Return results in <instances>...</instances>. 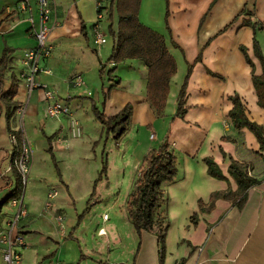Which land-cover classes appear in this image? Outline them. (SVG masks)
I'll return each instance as SVG.
<instances>
[{
    "label": "crops",
    "instance_id": "obj_1",
    "mask_svg": "<svg viewBox=\"0 0 264 264\" xmlns=\"http://www.w3.org/2000/svg\"><path fill=\"white\" fill-rule=\"evenodd\" d=\"M138 18L165 36L177 61L163 117H156L147 101V68L140 60L107 61L113 45L108 35L100 49L92 48L91 34L97 22L94 0H53L47 40L50 54L38 61L36 86L17 87L13 97L16 108L9 119L4 105L0 108V214L5 208L0 226L15 210L7 204L13 194L12 171H8L13 147L8 136L19 132L30 148L31 171L23 187L27 215L20 221L25 237L20 264H159L157 236L147 231L138 236L125 217V205L144 155L168 136L177 156V173L172 182L163 184L161 209L169 218L163 264L181 260L182 264H264V149L253 132L246 127L236 129L229 117V96L237 94L248 118L264 128V108L257 103L252 82V74H261L262 66L253 51V29L242 25L244 18L262 25L257 38L264 54V0H140ZM39 19L37 0H0V56L5 47L14 49L11 73L17 79L25 70L23 53L36 45L34 31ZM102 28L107 33L103 23ZM76 75H81L84 86L72 82ZM185 80L186 111L174 117ZM44 86L67 105L69 116L44 117ZM91 100L105 116L131 104L130 127L119 141L111 134L105 138L102 124L91 112ZM55 137L64 139L67 146L58 145L53 152L70 149L78 140L91 147L86 156L94 152L100 161L106 159L108 174L115 173L116 183L126 189L125 213L112 204L106 208L114 212L108 219L87 215L78 222V212L73 211L65 216L75 183L87 179L83 199L91 191L93 174L86 175L89 167L82 165L69 167V174L59 165L68 191L60 193L53 187L57 193L54 206L43 209L50 187L41 181L44 173L33 169V153L43 152L57 179L46 152ZM204 157H211L226 178L210 176ZM229 157L246 163L248 173L259 180L249 188L241 209L226 198L211 199L214 192L238 188L227 171ZM100 163L95 165V173ZM57 213L63 215L61 224L56 221ZM193 213H197L196 224L190 219ZM0 264H5L1 248Z\"/></svg>",
    "mask_w": 264,
    "mask_h": 264
},
{
    "label": "trees",
    "instance_id": "obj_2",
    "mask_svg": "<svg viewBox=\"0 0 264 264\" xmlns=\"http://www.w3.org/2000/svg\"><path fill=\"white\" fill-rule=\"evenodd\" d=\"M139 7L140 0H106L104 5L105 21L107 23L106 28L113 41L112 50L107 61L118 63L129 58L140 60L147 68V101L155 116L163 117L170 83L177 71V61L169 49V44L165 36L139 20ZM243 13L249 14L245 9H243ZM115 15H117V21L116 28L113 29L110 23ZM242 25H249L253 29V51L261 63L262 72L259 75L252 74V82L257 94V103L264 108V54L262 53L261 45L257 38V32L262 29V25L257 22H252L249 18H244ZM84 35L86 36V33ZM169 42L173 46H176L173 40ZM240 49L244 53L246 61L253 66L246 49L243 46H240ZM13 51V48L5 47L0 56V65H2V68H0V102L4 104L7 119L11 116V110L16 108L13 103V97L17 92L18 79L13 73H10L12 80L6 90L4 89L3 82L5 69L11 67L9 64L10 61L12 62L11 54ZM99 72H103V67L100 68ZM185 86L186 80L182 84L178 94L177 110L174 117H181L186 111ZM229 99L232 102V108L229 112L232 125L236 129L243 127L249 129L259 142L260 149H264L263 126L248 118L245 105L237 94L229 96ZM131 111V104H126L115 115L105 116L95 102L91 100V112L95 120L102 124L105 131V138L111 134L113 140L116 142L119 141L130 127ZM16 134L18 140L21 142V134L19 132ZM48 151L52 152L50 146ZM51 160L58 179L64 184L58 160L53 153L51 154ZM202 160L206 164L207 173L210 176L217 179L226 178L219 168V165L211 157H204ZM101 161L102 167L100 174H103L106 172V160L102 157ZM227 171L237 183V190L232 191L227 189L223 192H214L211 194V199L217 197L226 198L233 205L241 209L246 202L249 188L257 185L259 180L248 173V165L246 163L238 162L231 157H229ZM176 173L177 156L170 148L168 136H165L158 146L153 147L144 155L139 166L138 177L126 199L125 207L127 215L138 236H140L142 231L151 232L157 236L159 264H163L165 257V237L169 227L168 215L165 210L161 209L165 201L163 184L172 182L176 177ZM12 176V195H16L19 191L23 190L24 185L18 173L12 171ZM199 208L203 210L201 200H199ZM190 219L196 224L197 213H193ZM78 222H80V219H78ZM183 261L181 260L179 264H182Z\"/></svg>",
    "mask_w": 264,
    "mask_h": 264
},
{
    "label": "built area",
    "instance_id": "obj_3",
    "mask_svg": "<svg viewBox=\"0 0 264 264\" xmlns=\"http://www.w3.org/2000/svg\"><path fill=\"white\" fill-rule=\"evenodd\" d=\"M97 10V22L91 34V45L92 48L97 50L100 49L107 41V33L102 28L103 19L106 20L104 5L106 0H94ZM37 6L39 11V24L34 31V38L36 41L35 47L26 50L21 58L22 65L25 70H22L18 75L17 87L25 85L29 89L34 88V75L39 72L38 61L40 58L48 57L50 54L49 45L47 40L51 31V15L53 0H37ZM107 30V29H106ZM72 82L75 85L84 86V81L81 75H76ZM45 91V107L44 117L59 118L60 116H69V109L67 105L58 101L54 97V93L51 89L44 86ZM73 124L76 121L72 118ZM9 141L13 147L10 167L8 171H15L20 176V179L25 184L29 171V160H30V148L22 141L18 140L15 132L9 133ZM152 138L153 135L151 134ZM58 145L62 147L67 146V142L62 139L55 137L50 140L49 146L53 149ZM57 195L53 188H50L46 193L45 202L43 209L49 210L54 206V198ZM8 205L14 208V212L8 217L3 225L0 226V244L1 258L5 264H20L21 247L25 244V237L21 227L20 221L27 215V210L23 205V190L19 191L16 195H11L8 198ZM103 219H107V214H104ZM56 221L62 223L63 215L57 213Z\"/></svg>",
    "mask_w": 264,
    "mask_h": 264
},
{
    "label": "rangeland",
    "instance_id": "obj_4",
    "mask_svg": "<svg viewBox=\"0 0 264 264\" xmlns=\"http://www.w3.org/2000/svg\"><path fill=\"white\" fill-rule=\"evenodd\" d=\"M102 21L106 28L107 23L105 21V18ZM116 21H117V15H115L114 18L111 19L110 25L113 29L116 28ZM107 35L109 36V34ZM10 65H11V61L9 66ZM0 68H2V65H0ZM10 73H11V67H7L3 74L4 89H7V87H9L8 84L10 85L11 83L12 79ZM66 84L68 85V82ZM1 104L4 105L3 102H0V108H1ZM75 142L78 144L74 143L72 146H70V149H66L63 151L60 150L54 151L56 155L54 154L53 150L52 152L48 150L46 151L50 159L49 161H51V165L53 166L51 160V154L53 153L56 159L60 162L58 165L60 166L64 165L67 168L68 174H69V167L71 166L78 167L80 165L89 167L86 171V175L93 174V178L91 181V191L85 199H83V194H85L87 191V179L79 180L77 183L73 185V189H72L74 190V193L72 192L73 197L69 194V206L68 208H66L67 211H64L65 216H67V214H70L69 211H73L74 213L78 212L76 214L77 220L80 219L81 222L83 221L84 217L87 215L90 216L95 215V217L98 219L100 217L101 218L103 217V213H107V219H108L110 215H112L114 212L111 209H106V208L112 204L115 205L116 210L118 211L121 210L123 211V213H125L123 209V204H124L123 202L127 193H126V189L122 188L120 185L116 183L117 177L115 176V173H110V175L108 174V165L106 162V172L100 174V170L102 167V161H100V157H98L97 155L95 157L94 152H92L93 154L91 157L86 156L89 152L92 151L91 147L88 148L87 144L83 142H79L78 140ZM91 146L93 149H96L94 143ZM69 151H72L70 159L68 154L65 160L64 157ZM33 158L35 161V166L33 169L43 172L44 175L48 178L46 180H45L46 177L41 178V181L45 182L46 186L50 188L53 187L58 188L60 190V193L61 191H66V190L68 191L67 187L58 179L56 173L55 176L57 177V179L55 178L54 180L51 167L47 163V159L44 156L43 152L41 151L34 152ZM97 162H101V163H100V168L95 173V165L97 164ZM30 176H31V171L28 172L27 178L29 179ZM67 178L69 182V175H67ZM98 205H101V207ZM4 212H5V208L3 207L2 213L0 214V218L3 216ZM125 217L128 218V215L126 213H125Z\"/></svg>",
    "mask_w": 264,
    "mask_h": 264
}]
</instances>
